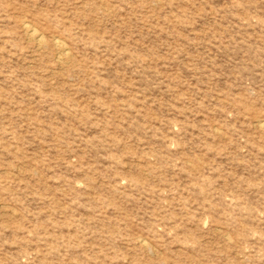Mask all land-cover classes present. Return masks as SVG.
Wrapping results in <instances>:
<instances>
[{
    "label": "rangeland",
    "instance_id": "rangeland-1",
    "mask_svg": "<svg viewBox=\"0 0 264 264\" xmlns=\"http://www.w3.org/2000/svg\"><path fill=\"white\" fill-rule=\"evenodd\" d=\"M263 127L264 0H0V264H264Z\"/></svg>",
    "mask_w": 264,
    "mask_h": 264
},
{
    "label": "bare ground",
    "instance_id": "bare-ground-1",
    "mask_svg": "<svg viewBox=\"0 0 264 264\" xmlns=\"http://www.w3.org/2000/svg\"><path fill=\"white\" fill-rule=\"evenodd\" d=\"M32 30H34V29H32ZM32 30H30V27H27V31L29 32V34L28 35H30L31 36V38H34V39H37V40H39L40 39V36H38L37 34H36V32H34V31H32ZM42 39V38H41ZM36 40V42H38ZM59 41V40H58ZM40 43H43V42H45V41H43V42H41V41H39ZM61 44L62 43H59L58 42V46H59V48L61 49V50H64L63 49V46H61ZM64 52V51H63ZM63 54V53H62ZM264 128V127H263Z\"/></svg>",
    "mask_w": 264,
    "mask_h": 264
}]
</instances>
